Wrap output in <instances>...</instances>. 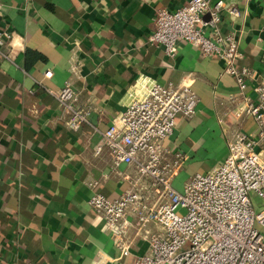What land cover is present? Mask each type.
Returning <instances> with one entry per match:
<instances>
[{"label": "crops", "instance_id": "0c3cea01", "mask_svg": "<svg viewBox=\"0 0 264 264\" xmlns=\"http://www.w3.org/2000/svg\"><path fill=\"white\" fill-rule=\"evenodd\" d=\"M188 1L0 0V28L13 31L17 45L15 62L0 58V264L133 263L89 200L94 193L116 199L135 177L132 165H117L95 147L139 77L177 85L195 73L188 82L200 97L197 111L179 115L165 141L182 156L178 175L210 171L237 130L255 131L235 116L239 87L219 58L202 57L184 40L171 58L149 42L157 11ZM227 1L242 15H225L221 29L237 36V65L251 70L246 93L255 97L264 80V0ZM68 81L89 110L79 130L68 128V114L49 92ZM147 249L140 240L132 252Z\"/></svg>", "mask_w": 264, "mask_h": 264}, {"label": "built area", "instance_id": "2783aa9c", "mask_svg": "<svg viewBox=\"0 0 264 264\" xmlns=\"http://www.w3.org/2000/svg\"><path fill=\"white\" fill-rule=\"evenodd\" d=\"M240 18L242 10L227 0H189L176 9L160 8L149 42L174 58L178 42L195 46L202 57L219 58L233 76L239 91L234 109L240 128L228 143L221 164L197 172L184 183L183 192L173 180L183 165L165 141L179 115L192 117L200 101L188 82L164 84L151 76L136 81L126 109L101 132L97 155L107 150L115 164L132 165L135 177L118 198L94 193L89 203L103 218L114 244L132 264H264V80L246 93L251 70L239 67L240 47L234 32L225 33L224 16ZM15 33L0 28V58L15 62ZM52 77V71L45 73ZM68 114L66 125L79 130L89 122V110L79 105L80 93L71 81L49 90ZM243 123V125H244ZM146 241L143 254H133L138 241Z\"/></svg>", "mask_w": 264, "mask_h": 264}, {"label": "rangeland", "instance_id": "374dc122", "mask_svg": "<svg viewBox=\"0 0 264 264\" xmlns=\"http://www.w3.org/2000/svg\"><path fill=\"white\" fill-rule=\"evenodd\" d=\"M191 170L190 171H186V173H182L179 174L178 176L175 177V179L173 180V187L178 190L179 192H183L184 190V183H185V179L186 181L191 177ZM194 174H192L193 176ZM261 231L264 232V229L261 228Z\"/></svg>", "mask_w": 264, "mask_h": 264}]
</instances>
